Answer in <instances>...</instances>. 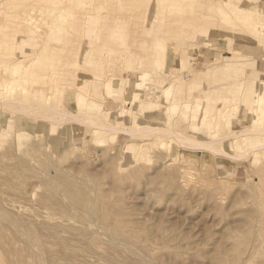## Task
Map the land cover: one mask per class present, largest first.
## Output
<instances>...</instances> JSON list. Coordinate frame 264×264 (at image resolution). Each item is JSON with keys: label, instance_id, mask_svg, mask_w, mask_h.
I'll list each match as a JSON object with an SVG mask.
<instances>
[{"label": "rangeland", "instance_id": "374dc122", "mask_svg": "<svg viewBox=\"0 0 264 264\" xmlns=\"http://www.w3.org/2000/svg\"><path fill=\"white\" fill-rule=\"evenodd\" d=\"M0 40V264H264V0H0Z\"/></svg>", "mask_w": 264, "mask_h": 264}, {"label": "bare ground", "instance_id": "6f19581e", "mask_svg": "<svg viewBox=\"0 0 264 264\" xmlns=\"http://www.w3.org/2000/svg\"><path fill=\"white\" fill-rule=\"evenodd\" d=\"M97 4V3H96ZM10 5V4H9ZM72 6V5H71ZM98 7H100L99 5L97 6V5H94L93 7H91V8H89V10H84L83 12H82V14H83V16H84V19H85V21L86 22H90L93 18H97V15H96V13H94V11H96L97 10V8ZM2 9V8H1ZM72 10V9H71ZM100 11V10H99ZM98 11V12H99ZM57 12V11H56ZM97 12V13H98ZM50 14L52 15V16H54V17H61V15L59 16L58 14H55L53 11L52 12H50ZM95 15H96V17H95ZM102 18V17H101ZM208 25V24H207ZM203 28V27H202ZM210 28L211 27H207V28H204L203 30H205V29H208V31L206 32L207 33V36L209 37L210 36ZM102 29V28H101ZM202 29L200 30V32L201 31H203ZM202 33H204V32H202ZM202 33H200V35L202 34ZM204 35H205V33H204ZM227 35V34H226ZM214 37V36H213ZM1 41V40H0ZM5 42V41H4ZM23 42V41H22ZM25 42V41H24ZM94 41L92 40V41H90V42H86L85 44L84 43H82L79 47H78V49L76 50V52H75V62L76 63H79L80 61H82V60H84L85 58H86V56L90 53V48H89V45H91V44H94L93 43ZM96 42V41H95ZM1 44H4V43H1ZM21 45V44H20ZM86 46H88L87 48H85ZM45 47H46V45H45ZM25 51V50H24ZM103 52V51H102ZM105 52V51H104ZM110 52V51H109ZM39 55V54H38ZM101 55V54H100ZM99 55V56H100ZM123 55V54H122ZM102 56V55H101ZM109 56V55H108ZM131 56V55H130ZM164 56V55H163ZM88 57V56H87ZM162 57V56H161ZM232 57L234 58V55H233V50H232ZM18 58V57H17ZM22 58V57H21ZM106 58V57H105ZM128 58H129V56H128ZM135 58V57H134ZM133 58V59H134ZM140 58V57H139ZM138 58V59H139ZM156 58V57H155ZM154 58V59H155ZM38 59V57L37 56H35L33 59L31 58V62L29 63V65H27V66H25V67H27V69L29 68V70H30V68L36 63V60ZM101 59H102V57H101ZM158 59V58H157ZM164 59H166V58H164ZM164 59H162V61L164 60ZM57 60V59H56ZM108 60H110V59H108ZM156 60V59H155ZM140 61V60H139ZM70 63V62H69ZM132 63H134V61L132 62L131 61V64ZM137 63H138V61H137ZM136 63V64H137ZM3 64V63H2ZM66 64V63H65ZM122 64V63H121ZM162 64V63H161ZM3 65H5V64H3ZM133 65V64H132ZM163 65V64H162ZM211 65H213V68H215V70H217V71H219V72H224V71H222V69H220L219 68V63H211ZM13 66V65H12ZM120 66V65H119ZM133 66H135V65H133ZM133 66H131L132 68H134ZM8 66H6L5 65V67H3V71H5L6 72V68H7ZM137 67H138V65H137ZM136 67V68H137ZM13 68V71H14V74H16V73H18V71H19V69L20 68H22V63L21 62H18V63H16V64H14V66L12 67ZM208 68V67H207ZM209 68H211L210 67V65H209ZM209 68H208V70H209ZM8 69V68H7ZM135 69V68H134ZM139 68H137V70H138ZM192 69H193V67H192ZM194 70V69H193ZM192 70V71H193ZM200 70V69H199ZM1 71H2V69H1ZM11 71V70H10ZM203 71H205V70H203ZM207 71V70H206ZM23 72H24V70H23ZM138 72V71H137ZM201 73H202V71H200ZM34 73V72H33ZM210 74H211V70H210ZM34 75V74H33ZM76 75H78V73H76ZM143 75H147V73H145V74H142V72H138L137 73V80H136V82H141V77H143ZM224 75V74H223ZM226 75V74H225ZM229 75V74H228ZM17 76V75H16ZM37 76H38V74H37ZM74 76V75H73ZM232 76V75H231ZM79 77H82V74H80V75H78V78L77 79H79ZM138 78H139V80H138ZM17 80H18V78H16ZM20 79H21V77H20ZM19 79V80H20ZM75 79H76V77H75ZM74 78H73V80H75ZM72 80V81H73ZM101 80V79H100ZM66 81V80H65ZM69 81V80H68ZM126 81V83L124 84V86H125V88L127 89V87H128V80H125ZM78 82V81H77ZM116 82H118L115 78H113V76H109V77H107L104 81H103V85L105 86V88H106V90H107V93L109 94H117V92L115 91V83ZM179 83V82H178ZM78 84V83H77ZM76 84V85H77ZM79 84H80V82H79ZM171 84V83H170ZM261 84H262V87L260 88V90H257V89H255L254 87H253V85L251 84V83H249L248 81H246L245 82V86H243L242 88H241V90H240V99L242 100V102H243V107H244V111L246 112V114L248 115V118H250V119H252L253 117H254V115H256V114H259V112H261L262 110H264V80L261 82ZM71 85H73V84H71ZM82 85V84H81ZM140 85H141V83H140ZM172 85V84H171ZM179 85H180V83H179ZM238 85V84H237ZM175 87V86H174ZM54 88V90H53V92H55V93H60L61 95H63L64 96V94L66 95V94H68V93H70V92H68L67 90H65L67 87H53ZM69 88V87H68ZM140 88H141V86H139V88H138V90H135V92H133L134 93V95L137 97V100H135V99H133V101H132V104L134 103V102H140V107H142V108H144V109H151V108H153V107H155V106H157V105H155L156 104V102H155V104H153V102L151 103V102H145V101H140V97H139V95L141 96V94L139 93V91H140ZM171 87H166V89H163V95H164V99H167L168 100V106H169V108H170V111H172L174 114H175V112L176 111H178V110H181V111H184V110H187V109H190V110H192L194 113V117H197L198 116V112L200 111V103L199 102H196V104H191L190 102H188V101H185V102H182V103H179L178 101H177V99H176V97H173L174 95L171 93V95H173V96H171L170 95V92H171V89H170ZM51 90V89H50ZM105 90V89H104ZM176 90H177V88H176ZM71 91V90H70ZM126 91V90H125ZM219 91V90H218ZM34 93V92H33ZM126 93H127V91H126ZM176 93V92H175ZM174 93V94H175ZM218 93V92H217ZM46 96H47V93H46ZM161 97H163V96H161ZM178 97H179V95H178ZM206 98L208 97V96H205ZM186 98H187V96H186ZM206 98H204V99H206ZM209 98V97H208ZM221 98V97H220ZM158 99V98H157ZM202 99V98H201ZM148 100V99H147ZM159 100V99H158ZM195 100V99H194ZM209 100H211V99H209ZM215 100V99H214ZM213 99L211 100V103L214 101ZM240 100V101H241ZM150 101H151V99H150ZM155 101V100H154ZM180 101V100H179ZM217 101V100H216ZM216 101H214V103L213 104H208L210 107L209 108H207V107H205L204 108V113H202L201 114V116L199 117L200 119H201V121H202V124H204V123H206V121H207V117H208V114L210 113L209 112V110H211L213 107H214V104H215V102ZM239 101V102H240ZM78 102L80 103V104H84V102H87V101H85L84 99H81L80 98V100H79V98H78ZM210 102V101H209ZM240 104V103H239ZM155 105V106H154ZM159 105H160V103H159ZM164 105V104H163ZM213 105V106H212ZM206 106V105H205ZM238 106V105H237ZM236 106V107H237ZM240 106V105H239ZM48 109L47 110H49V109H51V110H56V108L54 109V108H52L51 106H46ZM156 108H158V107H156ZM231 108V107H230ZM146 109V110H147ZM237 110H239L238 108H236ZM235 109V110H236ZM212 110H214V109H212ZM171 112V113H172ZM179 112V111H178ZM234 112V111H233ZM201 113V112H200ZM65 113H63V115H64ZM167 114H168V112H167ZM234 114V113H233ZM245 114V113H244ZM172 116V115H171ZM174 116V115H173ZM228 116H230L229 115V112H227V113H224V117H228ZM169 117H170V115H169ZM255 117H257V116H255ZM65 119H66V117H64ZM68 119L69 120H78L79 119V117L78 116H71L70 117V115H68ZM199 119V120H200ZM69 120H67V121H69ZM228 119H226V121H227ZM81 121V120H80ZM171 121V120H170ZM198 122V121H197ZM167 123H168V121H167ZM199 124V123H198ZM204 126V125H203ZM195 127H197V125H195ZM200 127V126H199ZM112 128V127H111ZM153 128V127H152ZM140 129L141 128H137V129H130V130H127V132H129L130 134H135L136 133V131H140ZM144 129L146 130V128L144 127ZM143 129V131L144 132H146L145 130ZM154 129V128H153ZM168 129V128H167ZM148 130V129H147ZM160 130H162V129H160ZM148 131H150V130H148ZM147 131V132H148ZM164 131V130H163ZM162 131V132H163ZM166 131V130H165ZM169 130H167L166 132H168ZM142 132V131H141ZM151 132H153V131H151ZM169 132H171V131H169ZM168 132V133H169ZM164 133V132H163ZM156 135V134H155ZM213 135V134H212ZM216 136V135H215ZM181 140H183V141H185V143H188V144H190V145H192L194 148H204V149H206V150H208V151H211V152H213V153H220V150L219 149H217V146H216V144L218 143L217 141H211V142H206V143H200V142H198V141H194V140H192V139H190V138H188V137H185V138H181ZM251 145V150H253V151H255L256 149H259V148H261V149H264V141H259L258 143H256V142H252V143H250ZM223 146V145H222ZM222 154H225V155H227V156H230V157H235V158H239V157H243V154H241V153H238V155H234V154H230V153H227V152H222ZM253 154V153H252ZM240 159V158H239ZM183 176V175H182ZM186 176V175H185ZM184 177V176H183ZM263 215V214H262ZM27 220V219H26ZM245 233V232H244ZM248 233V232H247ZM248 235H250L251 236V234H248ZM243 241V240H242ZM245 242V241H244ZM264 242V241H263ZM22 251V250H21ZM5 255V254H4ZM22 255V254H21ZM24 256V255H23ZM36 258V257H35ZM19 259H20V257H19ZM10 260V259H9ZM12 260V259H11ZM2 262V261H1ZM7 262V261H6ZM23 263V262H22Z\"/></svg>", "mask_w": 264, "mask_h": 264}]
</instances>
